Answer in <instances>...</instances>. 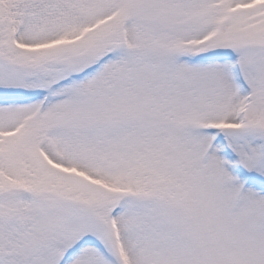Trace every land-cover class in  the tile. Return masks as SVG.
Listing matches in <instances>:
<instances>
[{"label":"snow or ice","instance_id":"1","mask_svg":"<svg viewBox=\"0 0 264 264\" xmlns=\"http://www.w3.org/2000/svg\"><path fill=\"white\" fill-rule=\"evenodd\" d=\"M0 264H264V0H0Z\"/></svg>","mask_w":264,"mask_h":264}]
</instances>
